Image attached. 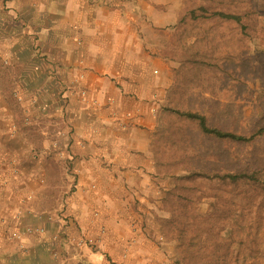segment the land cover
<instances>
[{
    "label": "rangeland",
    "instance_id": "1",
    "mask_svg": "<svg viewBox=\"0 0 264 264\" xmlns=\"http://www.w3.org/2000/svg\"><path fill=\"white\" fill-rule=\"evenodd\" d=\"M119 1L149 22L148 38H137L169 65L163 75L154 71L165 92L153 99L147 183L134 186L130 175L132 183L122 191L101 192L94 183L91 193L82 190L72 157L76 131L64 110L54 112L70 102L72 88L22 93V66L0 52L1 97L10 112L0 107V123H13L11 135L24 138L27 147L25 164L11 161L13 174L29 185L21 206L10 211L13 219L46 239V264H209L218 245L219 264H264V135L249 143L216 139L177 113L199 112L210 126L247 136L263 126L264 0ZM201 4L240 12L248 32L209 19L184 23ZM121 117L127 125L143 124ZM33 167L36 185L27 176ZM241 172L255 173L257 180L233 183L217 176ZM88 198L98 206L85 213L79 204ZM19 232L9 230V243L27 250ZM239 240L253 252L243 260L237 258Z\"/></svg>",
    "mask_w": 264,
    "mask_h": 264
},
{
    "label": "crops",
    "instance_id": "2",
    "mask_svg": "<svg viewBox=\"0 0 264 264\" xmlns=\"http://www.w3.org/2000/svg\"><path fill=\"white\" fill-rule=\"evenodd\" d=\"M141 18L127 1L0 0L1 58L22 66L18 90L52 95L72 88L66 93L70 102L54 112L64 110L76 131L74 172L87 193L93 183L101 192L122 191L131 176L134 186L147 183L144 167L153 159L156 127L153 99L165 92V81L154 71L160 68L163 75L169 65L138 40L152 32ZM3 95L0 89V107L9 114ZM121 115L143 124L127 125ZM12 124L0 123V264H46V239L22 227L10 212L29 190L12 171L11 161L25 164L27 150L24 138L11 135ZM38 172L33 167L27 173L35 185ZM96 206L90 198L79 204L81 211ZM12 229L20 231L27 250L9 243Z\"/></svg>",
    "mask_w": 264,
    "mask_h": 264
},
{
    "label": "trees",
    "instance_id": "3",
    "mask_svg": "<svg viewBox=\"0 0 264 264\" xmlns=\"http://www.w3.org/2000/svg\"><path fill=\"white\" fill-rule=\"evenodd\" d=\"M216 20L220 23H235L237 24L242 33H247L250 25L248 22L245 21V16L241 14L240 12L236 11H230L226 9H219L213 7L210 5H198L197 7L191 9L187 13V15L184 16L183 22L187 21H197V20ZM178 114L198 122V125L200 127L201 132L204 135L215 137L216 139L221 140H227L232 142H239V143H249L255 141L258 137H261L264 135V124L262 127H260L257 131H255L250 136L239 134L233 131L223 130L219 127H212L208 123L207 116L204 114H201L199 112H181L177 111ZM218 178L221 180H230L233 183H237L244 180H257L256 174H249V173H225L224 175H217ZM233 234V233H232ZM233 237V236H232ZM231 238V240H233ZM221 244V243H219ZM239 251L237 258L239 260L245 259L243 255H246L248 252L253 253L251 250L249 251V247L246 244H243L242 241L239 240ZM222 250V246L218 245L217 248L212 250L210 252V256L212 257V260H210L209 264H219L224 262V259L221 257L223 256L220 251ZM232 255V253H230ZM228 260V258L226 259ZM227 262V261H226ZM225 262V263H226ZM192 264V263H191ZM203 264V263H200Z\"/></svg>",
    "mask_w": 264,
    "mask_h": 264
}]
</instances>
